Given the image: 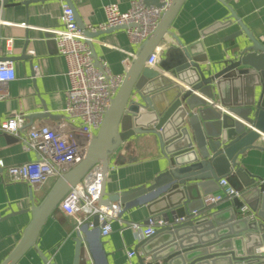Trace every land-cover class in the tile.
Returning <instances> with one entry per match:
<instances>
[{
	"label": "water",
	"instance_id": "95a60500",
	"mask_svg": "<svg viewBox=\"0 0 264 264\" xmlns=\"http://www.w3.org/2000/svg\"><path fill=\"white\" fill-rule=\"evenodd\" d=\"M31 1L37 0H25V4ZM142 1L162 5L160 0ZM184 1H169L156 29L139 45L85 155L59 176L40 204L31 208V222L0 264H17L31 248L37 250L43 264H56L39 248L38 235L62 199L97 164L102 169V204L111 207L113 202H119L125 209L146 204L156 219L167 212L174 218L186 215L185 221L159 228L138 244L144 251L139 264H264V185L242 167L240 160L264 135V44L232 10L230 19L218 21L203 32L232 26L235 19L239 28L225 38L230 42L229 50L236 51L232 59L213 68L207 65V55L200 52L201 40L185 45L174 36L178 46L165 49L157 68L149 66L151 53L167 42L166 36L173 35L171 26ZM66 2L73 8L98 64L91 38L127 26L90 30L73 2ZM235 83L245 89L243 98L230 97L229 86ZM217 99L224 108L211 104ZM48 115L34 114L29 118ZM147 133L160 138L163 169L148 186L108 195L110 157L122 142ZM222 177L239 196L228 198L230 204L221 209H212L216 204L204 206V195L218 191ZM244 204L249 207L248 214L255 213L254 219L241 213ZM193 210H198L197 214ZM18 213L12 210L0 216V221ZM161 234L165 237L159 241ZM92 235L96 249L108 264L105 236L97 215L93 227L85 223L75 233L74 264L80 263L83 246L93 253Z\"/></svg>",
	"mask_w": 264,
	"mask_h": 264
},
{
	"label": "crops",
	"instance_id": "0c3cea01",
	"mask_svg": "<svg viewBox=\"0 0 264 264\" xmlns=\"http://www.w3.org/2000/svg\"><path fill=\"white\" fill-rule=\"evenodd\" d=\"M131 1L71 0L88 28L106 20L105 6L108 3H116L125 11L131 7ZM232 10L264 44V0H185L171 26L173 35L166 36L167 42L161 56L168 46H178V41L173 38L175 36L180 37L185 45L201 40L200 52L207 55V65L213 68L232 59L236 51L229 50L230 42L225 38L239 28L235 19L232 26L203 34L214 23L230 19ZM61 13L60 0H37L26 4L25 0H0V60L13 57L16 72V79L8 83V95L0 97V122L13 112H23L26 114L23 129L27 131L33 126H55L66 118V92L70 80L66 58L59 53L56 41L57 29L62 26ZM91 40L97 58L106 60L116 74L126 73L123 62L126 53H136L139 47L129 39L125 29H116ZM235 84L229 86L230 97L238 98L241 95L243 98L245 89L239 88L241 84ZM217 101L220 102L219 99ZM41 113L49 115L29 118ZM120 145L109 160L110 169L106 178L108 195L148 186L165 164L160 138L155 133L136 134ZM36 159V153L24 148L21 140L0 131V216L12 210L19 211L0 221V263L22 238L26 226L32 220L31 208L42 202L57 180L50 178L39 188L27 181L9 180L8 166ZM240 160L243 168L262 181L264 140L257 141L256 147L248 150ZM229 204L228 198H225L212 209H221ZM122 207V218L114 220L112 232L104 237L108 264H139L144 255L143 248L138 245L142 240L136 237L129 224L146 220L150 210L148 205L142 203L130 209H125L124 205ZM75 233V218L60 205L48 217L38 235L39 248L56 264H74ZM158 236H161L159 241L165 237L163 234ZM91 239L93 253L83 246L79 264H105L102 253L94 244L95 236L92 235ZM132 248L137 254L129 261L125 251ZM17 264L43 262L37 250L31 248Z\"/></svg>",
	"mask_w": 264,
	"mask_h": 264
},
{
	"label": "built area",
	"instance_id": "2783aa9c",
	"mask_svg": "<svg viewBox=\"0 0 264 264\" xmlns=\"http://www.w3.org/2000/svg\"><path fill=\"white\" fill-rule=\"evenodd\" d=\"M170 0H160L161 7L147 5L142 0H132L131 7L122 11L116 3L105 6L106 20L98 25H90L91 30H107L108 28L127 26L129 39L140 45L156 29L161 16ZM62 13L61 27L57 29L56 41L59 53L66 58L67 76L70 86L67 89L66 118L55 126L40 125L24 130L26 114L13 112L0 122V131L8 132L23 143L24 148L36 153L37 159L24 164L7 167L9 180L12 182L27 181L39 188L50 178H59L71 166L76 164L85 155L91 139L99 130L107 108L112 98L117 94L125 74L114 73L108 62L99 59L98 64L93 56V49L87 43L83 32L76 22L71 5L66 0H60ZM164 49V44L158 46L150 55L147 64L157 68L158 61ZM123 61L126 70L130 66L135 52L127 51ZM16 79V72L12 60H0V97L8 95V83ZM214 107L224 108L220 102L211 101ZM264 140V135L262 136ZM264 185V179L261 181ZM218 191L204 195V206L220 203L225 198L239 196L228 182L222 177ZM102 189L101 165L95 167L62 199V209L75 218V230L89 223L93 227L95 216L99 217L101 234L108 236L113 229L114 220L122 218L123 207L119 202H113L108 207L100 202ZM264 192V190H263ZM241 213L252 220L255 213L249 211L247 204L241 208ZM198 210L192 213L197 214ZM156 219L149 215L144 221H132L129 227L139 240L156 234L157 229L172 223L185 221V216L174 218L170 213H162ZM129 261L137 254L135 249L125 251ZM147 260H150L148 258ZM130 264H133L130 262Z\"/></svg>",
	"mask_w": 264,
	"mask_h": 264
}]
</instances>
